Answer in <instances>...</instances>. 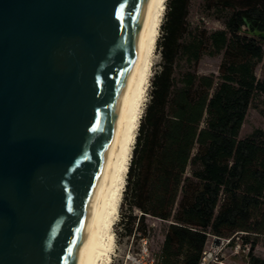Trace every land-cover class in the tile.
I'll list each match as a JSON object with an SVG mask.
<instances>
[{"label":"water","instance_id":"95a60500","mask_svg":"<svg viewBox=\"0 0 264 264\" xmlns=\"http://www.w3.org/2000/svg\"><path fill=\"white\" fill-rule=\"evenodd\" d=\"M150 1L0 0V264L81 263Z\"/></svg>","mask_w":264,"mask_h":264},{"label":"trees","instance_id":"16d2710c","mask_svg":"<svg viewBox=\"0 0 264 264\" xmlns=\"http://www.w3.org/2000/svg\"><path fill=\"white\" fill-rule=\"evenodd\" d=\"M192 1L166 0L161 62L132 151L121 224L141 240L147 217L170 222L154 264H198L208 235L235 233L258 264L264 129L239 134L253 97H264V0H204L225 27L212 32L189 23ZM204 56H221L217 76L198 73Z\"/></svg>","mask_w":264,"mask_h":264},{"label":"bare ground","instance_id":"6f19581e","mask_svg":"<svg viewBox=\"0 0 264 264\" xmlns=\"http://www.w3.org/2000/svg\"><path fill=\"white\" fill-rule=\"evenodd\" d=\"M166 0H151L144 33L130 71L122 114L108 152L104 178L92 208L80 264H111L116 248L114 226L126 185L132 151L144 113L157 56Z\"/></svg>","mask_w":264,"mask_h":264},{"label":"rangeland","instance_id":"374dc122","mask_svg":"<svg viewBox=\"0 0 264 264\" xmlns=\"http://www.w3.org/2000/svg\"><path fill=\"white\" fill-rule=\"evenodd\" d=\"M166 5V4H165ZM164 20V18H163ZM188 21L191 25H200L205 27L208 31L224 30L223 20L217 15L212 14L207 11L204 6V0H193L190 5V12ZM161 32V31H160ZM160 37V36H159ZM264 50V46H263ZM161 62V57L157 49V56L155 59V65L152 69V76L156 70L159 69ZM221 62V56L207 57L204 56L199 64L198 73L200 75H218V68ZM256 77L259 79L261 77V65H259L255 71ZM152 78V77H151ZM151 83V82H150ZM149 91L145 102V106L149 101ZM145 109V108H144ZM264 97L256 95L253 97L250 107L248 109L245 121L241 127L239 139H243L249 136L253 131L257 129H264ZM187 176H190V169L187 170ZM123 196L121 205L119 208V217L116 225L114 226V232L116 236V248L115 253L112 258L111 264H138L140 260V239L138 236H127L125 235V230L121 224V217H127L128 210L122 206ZM147 234L146 239L148 242V252L149 258L153 259L154 256L159 252L160 246L163 242V235L167 229L170 222L161 221L158 219H153L147 217ZM253 256L258 259L261 263H264V237L258 239V245L254 250ZM145 262L147 258L145 257ZM232 264H253L250 257L247 259H232L230 261Z\"/></svg>","mask_w":264,"mask_h":264},{"label":"built area","instance_id":"2783aa9c","mask_svg":"<svg viewBox=\"0 0 264 264\" xmlns=\"http://www.w3.org/2000/svg\"><path fill=\"white\" fill-rule=\"evenodd\" d=\"M242 235L243 233H235L228 238L208 235L198 264H232L230 263L232 259H247L249 257L250 246L243 244ZM140 245V260L137 263L154 264L153 259L149 258L147 239H141ZM145 257L147 258V262H145Z\"/></svg>","mask_w":264,"mask_h":264}]
</instances>
